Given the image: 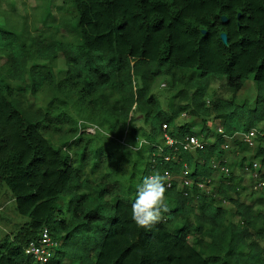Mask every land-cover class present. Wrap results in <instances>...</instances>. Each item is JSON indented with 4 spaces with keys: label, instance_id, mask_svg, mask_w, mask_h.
<instances>
[{
    "label": "trees",
    "instance_id": "16d2710c",
    "mask_svg": "<svg viewBox=\"0 0 264 264\" xmlns=\"http://www.w3.org/2000/svg\"><path fill=\"white\" fill-rule=\"evenodd\" d=\"M62 4L69 17L42 22L35 35L0 28V187L26 218L0 239V264H38L23 250L42 228L55 242L45 264H264V193L243 201L237 183L254 161L264 180V0ZM158 78L163 107L152 93ZM213 80L228 97L212 92L207 105ZM247 80L250 109L235 103ZM181 115L199 119L200 130L176 124ZM137 118L141 125L128 129ZM162 125L176 143L194 136L205 144L191 152L167 146ZM251 129L254 148L238 138ZM124 132L128 147L113 137ZM223 137H235L230 148L240 154L226 178L218 170L226 168ZM106 161L125 173L130 201L116 196L119 181L106 182ZM157 171L173 177L169 211L140 229L131 205ZM185 171L188 187L176 178ZM214 178L210 193L196 186Z\"/></svg>",
    "mask_w": 264,
    "mask_h": 264
},
{
    "label": "rangeland",
    "instance_id": "374dc122",
    "mask_svg": "<svg viewBox=\"0 0 264 264\" xmlns=\"http://www.w3.org/2000/svg\"><path fill=\"white\" fill-rule=\"evenodd\" d=\"M63 11H64V7L62 4V0H0V28L5 29V30H10L13 32H18L22 27H24V29L29 34L35 35L36 34L35 30H37V33L41 32V28L42 26H44L42 22L47 20L48 22H50V25H51L52 24L51 21L56 20L55 21V24H56V22H58L59 20L63 21L64 19H67L69 17L68 14L61 15ZM58 30L62 35H65L63 29L59 28ZM1 62L2 60L0 59V63ZM60 69H62V65L58 61L56 69H55V76H57L56 74H58ZM161 80H162L161 78H158L155 80L153 90H152V93L155 94L159 98L160 104L164 102L163 100L164 96L167 94L165 89H161L165 86V84ZM209 91L210 93L207 94L205 98L207 105L209 104V101L211 98L210 95L212 94V92L215 95L223 99L228 97V94L224 90V83L221 80L211 81L209 85ZM243 102L247 103L245 106L246 109H250L254 102V91H253L252 83L250 80L245 81L240 91L235 95V103L237 105H240ZM161 107H163L162 104H161ZM183 122H186L190 126V130L192 132H198V130H200V128L202 127V123L199 121V119L187 117L186 115H181V117L176 120V124H181ZM140 125H141L140 121L137 118L136 122L131 123L128 126L129 127L128 129H130L131 127H139ZM204 126L209 128L210 130H215L216 132L219 130V128L216 129L218 127V123L212 120L205 121ZM260 126L264 128V124L263 125L260 124ZM67 128H69V126ZM93 129H94L93 127H86L84 129V132L88 131L89 132L88 134H91L93 132ZM263 135L264 133H261V136ZM113 137H114L115 143L116 144L119 143L120 146L128 147L131 144L130 139L126 137L125 132L122 134V137L120 139L115 136ZM62 140L64 141L65 138H63ZM224 140H225V147L223 148V150L225 151H224L223 161L226 163L227 172L224 173L223 171H220L219 169L218 170L221 174H223L224 178H226V176L230 172V169L235 165L237 161H239L240 154L233 152L232 147L230 148L231 140H226V139ZM212 141H213V138H209L206 140V143L210 144L212 143ZM83 142L84 141H82V143ZM253 143L254 144L252 146L254 148L255 142ZM135 148L136 147H131L130 150L133 151L135 150ZM89 155L91 158L93 157L92 153H90ZM250 155L244 154V157L249 158ZM112 164L113 163H109L108 161H106L105 164L103 165V169L106 170V174H107L106 182L112 184V182H114L115 180L117 182L119 181L120 185L117 190L116 196L119 198H123L127 201H130V198L132 195L128 191L127 186L124 185L123 182L121 181L122 179H124L126 175L124 172L123 174H121L120 169L117 170L118 175H116ZM214 166L216 167L217 164H214ZM219 168H225V167L219 166ZM182 177L186 179L185 175ZM218 178H219V175H218ZM98 180L99 178L94 180L93 183L97 182ZM216 180L218 179L214 178L213 182L211 183L209 187H204L203 192L210 193L211 189L216 185ZM259 180L260 179L258 176V172L256 170H253L251 165L249 168H245L243 171L240 172V177L238 179L239 182L237 183L239 184L238 192H239L241 200L246 201V202H251L252 200L261 196L262 193H264V187L262 188V187H259L258 185ZM262 181L264 182V180ZM60 200H59L58 205L62 207L65 206L64 202ZM107 200L111 201L109 198H107ZM222 207L226 209H230L229 204L222 203ZM24 222H26V218L16 213L14 209V203L11 200L9 191L4 186H1L0 187V239H2L5 235H8L12 231H14V229L18 225ZM71 264H74V263H71Z\"/></svg>",
    "mask_w": 264,
    "mask_h": 264
},
{
    "label": "clouds",
    "instance_id": "9594fccd",
    "mask_svg": "<svg viewBox=\"0 0 264 264\" xmlns=\"http://www.w3.org/2000/svg\"><path fill=\"white\" fill-rule=\"evenodd\" d=\"M109 135V134H108ZM196 146H199L198 143ZM169 173L159 171L146 176L136 192L131 205V219L140 229L150 230L169 211L167 203V181Z\"/></svg>",
    "mask_w": 264,
    "mask_h": 264
},
{
    "label": "built area",
    "instance_id": "2783aa9c",
    "mask_svg": "<svg viewBox=\"0 0 264 264\" xmlns=\"http://www.w3.org/2000/svg\"><path fill=\"white\" fill-rule=\"evenodd\" d=\"M161 131H162V136L161 138L164 140V144L167 146H178L181 148V150L183 151H187V152H191L197 149H201L203 144H205V142L199 140L198 138L194 137V136H188L186 138H184V140L180 143H176L175 141H173L170 137L167 136L166 134V126L162 125L161 126ZM86 133H89L88 131H85ZM217 133H220V130L217 131ZM256 135V130H249L247 134L245 135H239V139L240 141L246 143L250 148H253V138ZM261 136V135H260ZM224 139H228V140H233L235 139V137L233 138H227V137H223ZM198 143L199 146H196V144ZM176 149V147L174 148ZM252 169L258 171V163L257 162H253L251 164ZM214 167V166H213ZM220 171H223L224 173L227 172L226 168H219ZM185 175L184 179L182 176ZM187 175V171L183 172V174L181 176H177L176 178L178 179V181L185 187L190 186L191 182L190 180L186 177ZM173 177H169V180L167 181V187L170 185V181L172 180ZM259 187H264V182L261 180L258 182ZM196 186L200 189L203 190V188L205 187L204 184L202 183H197ZM55 246V242L53 240L50 239L49 235H48V231L46 228H42L36 241L31 242L29 244H27V246L24 248L23 252L26 256L31 257L34 261H36L38 264H45L47 263L48 259L52 256V251L53 248Z\"/></svg>",
    "mask_w": 264,
    "mask_h": 264
},
{
    "label": "crops",
    "instance_id": "0c3cea01",
    "mask_svg": "<svg viewBox=\"0 0 264 264\" xmlns=\"http://www.w3.org/2000/svg\"><path fill=\"white\" fill-rule=\"evenodd\" d=\"M227 140H228V139H227ZM224 147H225V144H224ZM224 147H223V148H224ZM210 166H211V165H210ZM213 166H214V165H213ZM223 204H227V203L223 202Z\"/></svg>",
    "mask_w": 264,
    "mask_h": 264
}]
</instances>
